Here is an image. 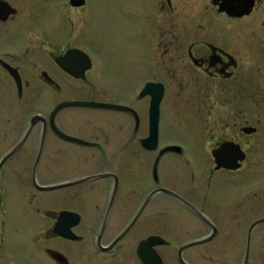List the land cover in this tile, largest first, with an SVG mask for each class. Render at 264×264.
I'll list each match as a JSON object with an SVG mask.
<instances>
[{
	"label": "flooded vegetation",
	"instance_id": "1",
	"mask_svg": "<svg viewBox=\"0 0 264 264\" xmlns=\"http://www.w3.org/2000/svg\"><path fill=\"white\" fill-rule=\"evenodd\" d=\"M187 1L125 3L123 31L97 35L80 29L92 0H0L3 264L26 263L9 231L30 264H145L152 236L164 264L199 247L205 264L216 238L225 261L264 262V0H205V18ZM147 86L162 91L156 140ZM178 100L194 108L175 132Z\"/></svg>",
	"mask_w": 264,
	"mask_h": 264
},
{
	"label": "rangeland",
	"instance_id": "2",
	"mask_svg": "<svg viewBox=\"0 0 264 264\" xmlns=\"http://www.w3.org/2000/svg\"><path fill=\"white\" fill-rule=\"evenodd\" d=\"M92 1H94V3L97 5V12L95 13L96 17L94 18V21L90 23V26L87 23H82L80 29H81V32H92V33H96L97 35H100L106 32H113V31L120 32L121 30L123 31V27L125 26L123 23L124 21H127L125 18L121 17L123 4L127 3V4L137 5L139 3L146 4L147 2V0H92ZM187 2L189 3L188 6H190L191 9L195 11L193 12L191 10V13L193 14L195 18H202V17L205 18V13L203 12V9L205 8V0H189ZM111 10H113L114 12L113 13V15L115 16L114 18L112 16ZM110 16H112V18H110ZM146 18L148 19V13L146 14ZM216 22H218V20H216ZM220 22L222 23L223 21H220ZM72 27H73L72 24L66 25L67 30H72ZM223 27H224V31L229 33L225 37H230L233 31L228 32L230 28H228L226 23L223 24ZM148 28H149V23H147V20H146L145 29H144L146 47L148 46V42L150 38V34H149L150 30ZM254 41L256 42V44H258V46L260 44V46L264 47V43L262 42L261 37L254 38ZM254 77L256 78L257 84H258V89L256 91V94L258 97L260 96L264 97V70L261 72L254 73ZM168 99H175V98L172 96L171 98H168ZM260 100L262 99H259V102ZM191 108H194V107L189 106L184 100H182L181 102L178 100V103L176 104V112H175L177 119H175L174 117L172 118L175 132H180L187 127V124L185 123L187 122L186 119L189 117L188 115L189 112L193 111V109ZM259 111H264V109L259 110ZM166 119L167 117L164 118V128H166ZM167 129H168V125H167ZM263 169L264 167L258 168V170H261V171ZM260 228L262 227H259L258 228L259 230H257L256 233L253 234L254 237L256 236L255 238L253 237L254 238L253 240H254V244L258 246L259 252L264 253V230H261ZM82 233L86 235L87 241L78 244V246L84 245L86 243L87 245L89 244V236L91 232L86 231L85 229H82ZM8 234H9V240L11 241V236H13L15 237L16 242L11 243L9 240H7V244L4 246L5 252H7V254L13 258L15 257L19 258L20 261L25 259L23 261H25L26 263L21 261L23 264H30L31 262L30 257H25L21 253L22 251L24 253L32 252V251H29L30 241L23 240L19 242V240L23 238L25 233L21 231H12V232L9 231ZM243 235L244 236L247 235L246 231L243 233ZM218 240L219 238H216L209 244H205V264H243L241 261L240 262L234 261L232 263L225 261V258H223L224 250L218 244ZM50 244L52 245L53 243L51 242ZM71 245H75V244H71ZM12 248L14 249V253L12 251ZM228 251H232V250H228ZM239 251L242 252L243 248L241 249L240 247ZM201 254H202L201 247H199L198 249H194V254H193L194 264H203ZM82 255L80 254L77 258L75 257V260H78ZM3 260H4L3 255L0 254V264H3L2 263ZM27 261H30V262L27 263ZM170 264H177V262L172 261ZM252 264H264V262L263 263L254 262Z\"/></svg>",
	"mask_w": 264,
	"mask_h": 264
},
{
	"label": "water",
	"instance_id": "3",
	"mask_svg": "<svg viewBox=\"0 0 264 264\" xmlns=\"http://www.w3.org/2000/svg\"><path fill=\"white\" fill-rule=\"evenodd\" d=\"M151 93L153 95L152 100V129H151V136L150 138L156 140L158 131H159V102L162 98V91L158 94L153 93V88L150 86L145 87L142 94L146 95ZM78 105V104H92L96 106H104V107H122L117 104H109V103H99V102H92V103H86V102H72V103H65V105ZM64 105V104H63ZM61 105V106H63ZM225 147V146H224ZM218 162L220 160L218 159ZM64 233V232H62ZM69 238H73L70 233H64ZM161 242V238L158 236H152L149 240L143 242L140 247V254L142 256V259L145 264H164L161 256L155 252L152 248L154 244H158Z\"/></svg>",
	"mask_w": 264,
	"mask_h": 264
}]
</instances>
